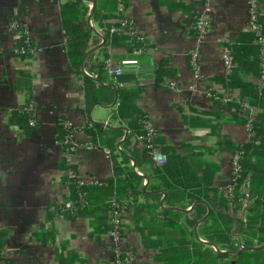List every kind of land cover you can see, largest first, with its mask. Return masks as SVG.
<instances>
[{"label": "crops", "instance_id": "obj_1", "mask_svg": "<svg viewBox=\"0 0 264 264\" xmlns=\"http://www.w3.org/2000/svg\"><path fill=\"white\" fill-rule=\"evenodd\" d=\"M100 1L106 9L97 16V0L77 5L82 14L78 24L89 35L78 62L69 56L71 35L62 19L63 7L74 0H0V229L7 234L2 253L7 264H113L115 239L103 233L94 212L51 213L52 206L71 198L61 169L68 154L59 134L62 120L75 130L71 141L80 149L69 165L77 168L85 186L116 185L115 166H124L123 157L109 145L121 147L131 136L121 154L135 153L131 167L143 178L144 190L124 236V246L133 252L131 264H264V101L255 100L253 111L244 112L241 91L226 85L229 73L223 63L225 47L243 48L240 58L247 60L246 48L256 46L249 30L248 0H126L127 18L147 40L142 54L132 49L130 41L110 34L118 4ZM261 5L264 26V0ZM201 13L212 28L197 40L194 26ZM14 23L31 35L27 55L15 52L23 34L12 29ZM196 50L198 76L190 66ZM108 59L151 65L154 76L130 72L114 79L104 67ZM254 72L246 69L241 77L247 83L264 84ZM172 80L176 91L169 86ZM208 88L217 100L207 97ZM30 102L37 124L27 134L10 117ZM121 104L146 115L158 131L162 151L177 157L175 176L168 181L181 191L177 200H184L172 208L178 216L165 214L170 209L165 203L168 191L156 174L162 167L135 142L134 124L121 117ZM249 117L260 126V136L254 169L243 179L255 199L245 209L246 223L227 205L228 223L223 220L228 213L220 209L214 192L222 198L231 183L228 143L247 142L244 119ZM95 126L101 127L96 142L87 133ZM115 131L122 137L117 138ZM90 143L110 150L111 156ZM205 198L223 214L222 229L230 231L233 242L239 239L244 249L227 251L204 239L201 233L209 231L204 222L212 211Z\"/></svg>", "mask_w": 264, "mask_h": 264}, {"label": "trees", "instance_id": "obj_2", "mask_svg": "<svg viewBox=\"0 0 264 264\" xmlns=\"http://www.w3.org/2000/svg\"><path fill=\"white\" fill-rule=\"evenodd\" d=\"M75 2L68 3L65 7H63V27L65 31L71 35L69 37L70 42H69V56L72 58L73 61H78L80 62L83 59V56L85 55V49L87 46V43L89 41V35L83 31V29L80 27L78 24L79 18L82 15L79 12V9L77 5L81 2V0H74ZM105 3L109 4H117V0H105ZM106 9L105 5H102V2L100 0H97L96 8H95V13L94 15L97 16L98 12L100 10ZM199 17V16H198ZM197 17V18H198ZM196 18V22H197ZM116 17L113 19L115 20ZM195 22V26H196ZM194 26V29H195ZM114 27V25H112ZM111 28V27H110ZM195 35L197 39V33L195 30ZM252 35V34H251ZM118 37L122 42H128L130 41L132 45V49H137L144 47L142 44L140 45L137 43L135 40H131L129 37ZM252 40L253 36H252ZM243 48H235L232 49L233 55H234V61H235V68L233 72L225 79L226 85L230 89H239L241 91V99L248 100L249 103L253 106L255 104V100L257 101H264V84L262 85H254L251 83H247L244 78L241 76L244 74V71L248 69L250 72H254L258 78H260V62H259V49L257 46L250 47L249 49L246 48V51L248 53L247 60H244L243 58H240V54L242 52ZM262 83H264V80H262ZM122 107L120 108V115L122 118H127L131 119L133 125V133H135L136 136H139L143 134L144 132V126L143 122L144 119L147 117L146 115H142L137 109H134L132 107L126 106L124 104H121ZM236 106V105H235ZM261 106H264V104H261ZM24 108H21L19 110H15L12 112L11 117H10V122L13 123L14 125H18L21 127L27 134H31L33 127L30 125V120H32V116L30 113L26 112ZM244 123L246 125L247 119H244ZM66 120L59 121V134H60V139L62 143L65 145V149H68L70 145L67 143V140L72 136V134L75 132L73 128H69L67 125ZM100 126H95L93 129H89L87 133L92 137V140L94 142L97 136V132L100 133L98 130H100ZM254 129H255V134L256 136L247 143L241 144V145H236L233 146L231 143L230 144V152L233 154L237 151H243V161H242V166H243V178L246 177L245 174L249 173L250 171H253L254 169V162H253V155L254 151L257 149V143L259 140L260 136V126L258 123H254ZM121 131H115V134L117 138H121ZM130 139L131 136H129L121 145L122 148H125V150L128 148L130 145ZM96 144V143H95ZM104 145H108L104 143ZM111 148V151L114 153H120V155L123 157V162L122 165L123 167L118 165L115 166V178L116 180V185H110L106 187H99V186H85L83 185L80 188V191L82 194L87 198L89 202L88 207H81V206H76L73 212H66L62 213L60 208L62 205H54L51 207L52 212L51 213H62L66 215H79V216H88L91 214V212H94L96 215V221L99 222L101 227L103 228V233L108 232L110 233L111 227L108 225V219H109V210H110V205L111 201L113 198H124L129 194H132L136 200L135 203V208L138 202V196L144 195V190L141 186L143 178L141 176H138L136 172L132 169L131 167V160H135L136 162V155L135 153L129 152L130 157L121 154L117 148V145L112 144L109 145ZM144 152L147 157L148 153L144 149ZM167 156H168V161L165 166H163L160 169H156V174L157 177L162 181V185L167 189V195L165 197V203H167L170 207L169 210H164L165 214H175L178 216L177 213L172 211V208L178 205V203H181L182 199L176 198V196L180 195L181 191H179L175 186H172V184L168 181V178H174V166L177 163V157L170 152L167 151ZM62 170L65 172L72 169L75 172L77 171L76 167L69 166L67 165L66 159L63 160L62 164ZM65 181L69 183L70 186V192H71V198L69 200H77L78 199V187L77 183L68 178L65 174L64 176ZM214 197L215 201L218 203L220 209L223 211V213H228L227 216H225V220H228V223H231V220L229 219L230 213L226 210L227 203L224 199V197H218L217 193L214 192ZM254 197V196H253ZM91 199V200H90ZM93 199L94 204L91 202ZM206 199V198H205ZM67 200V201H69ZM197 199L193 198L192 202L195 203ZM206 201L211 205L212 211L209 215V218L204 222L205 225H209L208 230L209 231H203L201 234L204 237V239L209 243L214 246L219 247V249H225L227 251H239L234 246L233 239L230 236V231H225L222 229L221 226V219L223 218L222 213H218L216 211V208L212 201L208 198ZM163 212V213H164ZM164 217V216H163ZM165 219V218H164ZM102 233V234H103ZM7 243V234L4 230L0 229V262H3V264H7L6 260L3 257V249L4 246ZM224 247V248H221ZM217 257H226L225 255H222L220 253L216 254Z\"/></svg>", "mask_w": 264, "mask_h": 264}, {"label": "built area", "instance_id": "obj_3", "mask_svg": "<svg viewBox=\"0 0 264 264\" xmlns=\"http://www.w3.org/2000/svg\"><path fill=\"white\" fill-rule=\"evenodd\" d=\"M262 1L263 0H248V15H249V30L253 36L254 43L259 49V62H260V75L261 79L264 80V26L262 23ZM118 8L115 12L116 19L114 20V27L110 29L111 35H120L123 37H129L132 41L135 40L140 45L144 47L137 48V52L142 54L146 48L147 40L140 33L136 25L131 22L126 16V0H117ZM13 30L22 31L21 39L22 45L16 49V53L19 55L29 54L31 48L32 40L31 35L28 30L20 29L18 23L11 25ZM212 28V22L207 17L205 13H201L197 18L195 30L197 33V40L203 39L207 34H209ZM199 51L196 50L191 53L190 56V66L193 72L199 75ZM223 63L225 69L229 75L233 72L235 68L234 55L230 48L225 47L223 50ZM105 70L108 75L114 79L121 77L126 73L133 72L137 76H154V68L151 65L143 66L139 64H117L112 60H107L104 64ZM173 91L177 90V84L172 80L169 84ZM206 95L212 100H217V96L213 89L208 88L206 90ZM240 107L246 113L253 111V107L248 100H241ZM26 112L30 113L33 117L30 120V125L36 127V110L33 102H30L24 109ZM254 119L247 118L246 128H247V142H250L255 136L256 132L254 129ZM144 132L143 134L135 137V142L143 145L144 149L147 151L149 158L158 166L163 167L167 164V155L162 151V146L159 143V134L157 129L150 122L149 118L146 117L143 122ZM69 127V126H68ZM246 142V143H247ZM70 145L69 152L66 157L67 165L71 162V157L79 152L80 145L74 144L71 141V137L67 140ZM89 147L97 150H102L105 155L111 156L112 152L106 148H103L99 144L90 143ZM121 152V147H118ZM243 151H237L231 156V183L226 186L223 190V197L228 205V209L231 214L238 213V218L241 222L246 223V207L248 204L254 201V197L251 195L247 181L243 179ZM73 166V165H69ZM66 176L77 183L78 199L69 200L63 202L60 208L62 213L73 212L75 207L81 206L83 208L89 206L87 198L82 194L80 188L85 185L79 176L78 172L70 169L65 172ZM136 200L132 194L127 195L124 198H113L109 210L108 225L111 227L110 234L114 237L116 242L115 255L113 259V264H131L133 261V252L124 246V236L127 228L130 226L131 217L135 210ZM234 246L242 250L244 246L239 239L234 241ZM3 264V262H0Z\"/></svg>", "mask_w": 264, "mask_h": 264}, {"label": "water", "instance_id": "obj_4", "mask_svg": "<svg viewBox=\"0 0 264 264\" xmlns=\"http://www.w3.org/2000/svg\"><path fill=\"white\" fill-rule=\"evenodd\" d=\"M210 245H212V244H210Z\"/></svg>", "mask_w": 264, "mask_h": 264}]
</instances>
